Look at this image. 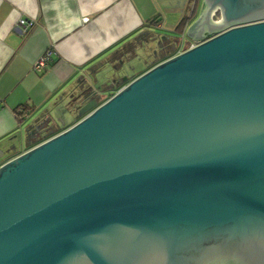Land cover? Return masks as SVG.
Here are the masks:
<instances>
[{"label": "water", "instance_id": "obj_1", "mask_svg": "<svg viewBox=\"0 0 264 264\" xmlns=\"http://www.w3.org/2000/svg\"><path fill=\"white\" fill-rule=\"evenodd\" d=\"M203 1L215 34L0 164V264H264V0Z\"/></svg>", "mask_w": 264, "mask_h": 264}, {"label": "crops", "instance_id": "obj_2", "mask_svg": "<svg viewBox=\"0 0 264 264\" xmlns=\"http://www.w3.org/2000/svg\"><path fill=\"white\" fill-rule=\"evenodd\" d=\"M204 7L203 0H0V164L81 118L64 98L76 80L108 70L113 81L94 84L100 104L155 64L215 34L197 21ZM20 18L33 23L24 30ZM47 51L45 66L35 69ZM20 106L28 113L23 121ZM45 111L52 133L32 134L30 124Z\"/></svg>", "mask_w": 264, "mask_h": 264}, {"label": "built area", "instance_id": "obj_3", "mask_svg": "<svg viewBox=\"0 0 264 264\" xmlns=\"http://www.w3.org/2000/svg\"><path fill=\"white\" fill-rule=\"evenodd\" d=\"M216 14V12H215ZM218 18V17H216ZM87 17H84V20H86ZM19 24L23 27L24 30H26L30 25H32L33 21L26 18H20ZM196 43H192L188 48L193 47ZM49 51H47L45 54H43L34 64L35 69H41L43 66H45L47 60L49 59ZM0 106H1V99H0ZM28 115V113L25 111L21 115H18L17 118L19 121H21L23 118H25Z\"/></svg>", "mask_w": 264, "mask_h": 264}, {"label": "trees", "instance_id": "obj_4", "mask_svg": "<svg viewBox=\"0 0 264 264\" xmlns=\"http://www.w3.org/2000/svg\"><path fill=\"white\" fill-rule=\"evenodd\" d=\"M25 108H26L25 106H20L18 109H16L17 116L21 115L25 111L27 112Z\"/></svg>", "mask_w": 264, "mask_h": 264}, {"label": "rangeland", "instance_id": "obj_5", "mask_svg": "<svg viewBox=\"0 0 264 264\" xmlns=\"http://www.w3.org/2000/svg\"><path fill=\"white\" fill-rule=\"evenodd\" d=\"M217 15L219 16V13L218 12H216L215 16L218 17Z\"/></svg>", "mask_w": 264, "mask_h": 264}, {"label": "flooded vegetation", "instance_id": "obj_6", "mask_svg": "<svg viewBox=\"0 0 264 264\" xmlns=\"http://www.w3.org/2000/svg\"><path fill=\"white\" fill-rule=\"evenodd\" d=\"M216 12H218V10L216 11ZM219 13V12H218ZM218 16V15H217ZM219 17V16H218Z\"/></svg>", "mask_w": 264, "mask_h": 264}]
</instances>
